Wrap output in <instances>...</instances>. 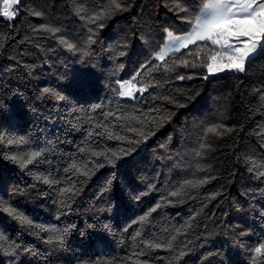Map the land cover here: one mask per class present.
Listing matches in <instances>:
<instances>
[{
    "label": "trees",
    "instance_id": "1",
    "mask_svg": "<svg viewBox=\"0 0 264 264\" xmlns=\"http://www.w3.org/2000/svg\"><path fill=\"white\" fill-rule=\"evenodd\" d=\"M3 2L0 201L45 230L0 210V264H264L254 252L264 244V52L244 72L211 78L210 41L156 60L168 32L191 31L200 0H182L188 13L176 0H121L126 11L96 23L111 0H20L12 21ZM129 81L147 90L123 98ZM128 115L146 123L121 119ZM215 125L219 136L207 132ZM41 150L27 167L9 158ZM113 151L114 164L93 155Z\"/></svg>",
    "mask_w": 264,
    "mask_h": 264
},
{
    "label": "snow or ice",
    "instance_id": "2",
    "mask_svg": "<svg viewBox=\"0 0 264 264\" xmlns=\"http://www.w3.org/2000/svg\"><path fill=\"white\" fill-rule=\"evenodd\" d=\"M201 7L199 9V15L193 16V26L191 31L184 36H174L172 32H168L169 43L165 45V48L158 51L155 59L163 60V58L168 54V51L178 52L181 48H187L189 44H195L197 41H210L213 45H219L221 48L227 49V54H221L219 59L224 61L218 68L213 67L212 63L206 64L208 72L212 73L214 71H223L225 67L230 70H235L238 72H244L246 70L245 64L246 61H249V57L253 54H259L264 52V0H200ZM176 8L182 12H190V9L184 6L182 0H176ZM114 10L126 11L127 8L122 5L121 0H111L110 5L105 9L104 12L98 13L95 17L90 18V23H96V21L105 18L106 15L111 14ZM9 19H11L15 13L5 11L3 13ZM40 15V13H36ZM102 27V25H100ZM43 31L49 33H57L60 31L59 28L43 26ZM246 38V39H242ZM61 44H64L70 50L74 49V45L69 43L66 40L61 39ZM0 47H2V42H0ZM205 47H207L205 45ZM259 50V51H258ZM200 48L196 49V52L199 53ZM209 60L215 62L217 60V55H210ZM185 66H188V61H183ZM176 61L172 60L168 66H166L167 71H174ZM195 67V64L192 65ZM179 79H184L183 76H179ZM190 78V77H189ZM135 83H139L136 81ZM121 88H124L125 91L121 92V95H127L134 98L133 90L144 92L147 90V86L143 88H136L135 84L132 81H129L127 84L121 85ZM45 93H51V89H44ZM63 99V97H59ZM264 99V97H261ZM174 102V101H170ZM159 112V110H157ZM128 121H136L145 124V121H141L135 115H128L121 117ZM165 119L161 114L158 116L152 117L151 123H160ZM222 125H215L207 129L208 133L219 136L221 135L220 129ZM137 131V134L141 137L145 136L143 127ZM233 129H224L225 133L232 132ZM151 134V130H149ZM91 135V133H89ZM113 138L112 134L109 133V139ZM120 139V137H115ZM84 151V149H81ZM124 152V150H121ZM126 154V153H125ZM42 155L41 151H35L27 154V159L24 157H9L11 160L18 162L22 167H27V165L32 164L33 161L37 160ZM93 155H102L109 164H114L116 160L120 158V153L113 151L110 155L105 153H93ZM98 167H104L103 163H99ZM255 166V165H254ZM73 169H76L80 172L81 175L89 176L91 171L87 168V165H83L80 168H77V165H72ZM261 176H264V171L258 173ZM37 179H43L44 183H50L47 178L37 177ZM81 183H84L82 181ZM206 183V181H186L184 186L178 191H173L172 196H181L185 194V189L189 188H198L201 184ZM72 189H65L61 193L63 196L65 193L71 192ZM75 194V193H73ZM64 204V201H61ZM158 207V206H157ZM0 210L6 212L9 216L16 219L23 225H27L30 228L39 227L41 231H44V227L40 225H34L33 221L28 218L22 211H19L17 208L7 205L3 201H0ZM156 209H152L154 212ZM150 215V213H149ZM148 219V216H143L140 218V222H144ZM137 236L140 233L136 234ZM56 240L63 244V236H57ZM146 245L149 248H161V243L145 241ZM171 248V244L168 245ZM255 255L257 257H264V244H260L254 249ZM186 251L181 249L176 256V259L182 258L186 255Z\"/></svg>",
    "mask_w": 264,
    "mask_h": 264
},
{
    "label": "rangeland",
    "instance_id": "3",
    "mask_svg": "<svg viewBox=\"0 0 264 264\" xmlns=\"http://www.w3.org/2000/svg\"><path fill=\"white\" fill-rule=\"evenodd\" d=\"M20 2V0H4V2H3V6H2V11H3V13L5 12V11H9V12H13V13H15V11H14V8H15V6L18 4ZM3 16H4V18L6 19V20H8V21H12L15 17H16V14L11 18V19H9L7 16H5L4 14H3ZM242 39H246V38H242ZM198 42H203V41H197L196 43H198ZM169 43V37H167V42H166V45ZM190 45H193V44H189L188 46H190ZM217 46V60L215 61V62H213V61H211V63L213 64V67H214V69L215 68H218L221 64H223L224 63V61H222V60H220L219 59V56L221 55V54H227V49L226 48H221L219 45H216ZM165 48V46L163 47V49ZM183 49H185V48H181L180 49V51H182ZM180 51H178V52H180ZM259 51V50H258ZM178 52H172V51H168V54L163 58V60L164 59H166V58H168L170 55H172V54H175V53H178ZM254 55H256V54H253V56ZM252 57V56H251ZM251 57H249V59L251 58ZM246 63H247V61H246ZM246 65V64H245ZM238 72V71H235V70H230V69H228L227 67H225L224 68V70L223 71H214V72H212V73H209L208 72V75H207V77L208 78H211V77H214V76H218V75H220V74H222V73H225V72ZM127 84V83H126ZM123 85V84H122ZM136 87V86H135ZM121 91L122 92H124L125 91V89L124 88H121ZM139 93H143V92H139V91H134L133 90V96L135 97V96H137ZM122 97L123 98H126V99H132V97H129V96H127V95H122Z\"/></svg>",
    "mask_w": 264,
    "mask_h": 264
}]
</instances>
